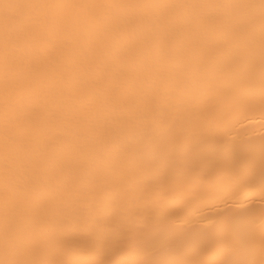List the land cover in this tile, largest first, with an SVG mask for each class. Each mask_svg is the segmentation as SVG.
I'll return each mask as SVG.
<instances>
[{
	"label": "bare ground",
	"instance_id": "6f19581e",
	"mask_svg": "<svg viewBox=\"0 0 264 264\" xmlns=\"http://www.w3.org/2000/svg\"><path fill=\"white\" fill-rule=\"evenodd\" d=\"M0 264H264V0H0Z\"/></svg>",
	"mask_w": 264,
	"mask_h": 264
}]
</instances>
